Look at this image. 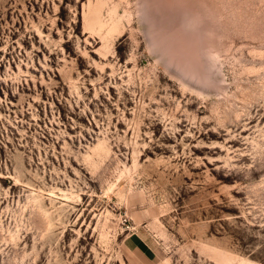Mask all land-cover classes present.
<instances>
[{
    "label": "rangeland",
    "instance_id": "1",
    "mask_svg": "<svg viewBox=\"0 0 264 264\" xmlns=\"http://www.w3.org/2000/svg\"><path fill=\"white\" fill-rule=\"evenodd\" d=\"M0 264H264V0H0Z\"/></svg>",
    "mask_w": 264,
    "mask_h": 264
}]
</instances>
